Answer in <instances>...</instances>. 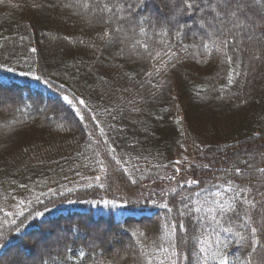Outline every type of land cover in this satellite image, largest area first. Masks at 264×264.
I'll return each mask as SVG.
<instances>
[{
    "label": "trees",
    "instance_id": "obj_1",
    "mask_svg": "<svg viewBox=\"0 0 264 264\" xmlns=\"http://www.w3.org/2000/svg\"><path fill=\"white\" fill-rule=\"evenodd\" d=\"M192 2L0 0V264H259L264 0Z\"/></svg>",
    "mask_w": 264,
    "mask_h": 264
},
{
    "label": "snow or ice",
    "instance_id": "obj_2",
    "mask_svg": "<svg viewBox=\"0 0 264 264\" xmlns=\"http://www.w3.org/2000/svg\"><path fill=\"white\" fill-rule=\"evenodd\" d=\"M222 2L226 3L227 0H222ZM183 3L185 5V7L187 9H192L194 7V4L192 2V0H183ZM105 10L111 12V9H108L107 6L105 5ZM221 13H217V15H220ZM232 16H236V11H232L230 13ZM141 31H143V29L141 28ZM225 44L227 43L226 41L224 42ZM145 47H147L145 45ZM32 51H36V49H33ZM228 60H230L231 58L228 57ZM2 67H6L5 65L0 64V68ZM229 82H232V77H229ZM65 99L67 100L68 98L65 97ZM72 101L69 100V104H71ZM80 104H84L85 102L83 100L79 101ZM179 163V161L177 162ZM234 171L236 173H241L242 169L237 167L234 169ZM260 172L264 173V169H259ZM187 183H198V181H187ZM230 191H232V189H230ZM246 191H251L250 188L245 187V186H241L235 189V195L233 196V200H236L238 198L241 197V193L246 192ZM243 201L245 204L249 205L250 207H254L255 206V201L252 199H248L247 197L243 198ZM107 203V202H106ZM165 207H167V205H165ZM221 208H223V205H221ZM229 210H234L232 205H229ZM246 218L248 219L249 224H252L253 221L251 219V216H248L247 212L245 213ZM260 231H264V229H259ZM225 231H232L231 229H225ZM258 232V228L257 227H251L250 228V233L248 237H245L244 235H242L241 233L237 232L235 233V235L237 237H239V241L238 243H243V242H250L251 245V251L248 254L247 257V264H252V254L256 252L257 250V246H261V241L259 240V238L256 236V233ZM217 243H220L219 241H217ZM226 247V245H225ZM201 251H204L203 249H201ZM207 255V253H206ZM212 258L215 259L216 261H218V264H229V259L228 256L222 251V250H218L216 252L212 253ZM172 264H176V260L173 259ZM259 264H264V257H261Z\"/></svg>",
    "mask_w": 264,
    "mask_h": 264
},
{
    "label": "rangeland",
    "instance_id": "obj_3",
    "mask_svg": "<svg viewBox=\"0 0 264 264\" xmlns=\"http://www.w3.org/2000/svg\"><path fill=\"white\" fill-rule=\"evenodd\" d=\"M85 221V220H84ZM85 224H86V221H85Z\"/></svg>",
    "mask_w": 264,
    "mask_h": 264
}]
</instances>
